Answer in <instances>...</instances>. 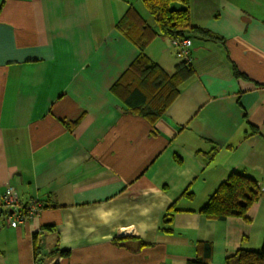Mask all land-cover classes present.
I'll list each match as a JSON object with an SVG mask.
<instances>
[{
  "label": "crops",
  "instance_id": "0c3cea01",
  "mask_svg": "<svg viewBox=\"0 0 264 264\" xmlns=\"http://www.w3.org/2000/svg\"><path fill=\"white\" fill-rule=\"evenodd\" d=\"M129 9L173 73L141 0H0V185L41 205L0 227V264H186L202 242L225 264L260 248L264 194L243 217L201 209L231 173L264 191V0H190L221 40L190 37L191 72L154 122L112 91L139 53L117 27Z\"/></svg>",
  "mask_w": 264,
  "mask_h": 264
},
{
  "label": "trees",
  "instance_id": "16d2710c",
  "mask_svg": "<svg viewBox=\"0 0 264 264\" xmlns=\"http://www.w3.org/2000/svg\"><path fill=\"white\" fill-rule=\"evenodd\" d=\"M154 23L165 37L183 38L197 36L204 39L221 40L214 32L194 26L191 22L190 0H141ZM178 3L179 8H172ZM118 30L137 47L139 53L126 71L116 81L112 91L121 95L128 107L154 122L177 96V86L190 74L191 65L179 60L173 73H168L145 54V49L156 32L135 12L129 9L118 23ZM236 77H245L232 64ZM264 194L253 179L240 173H231L209 197L201 209L209 219L224 220L229 216L243 217L248 208ZM50 229L49 227H46ZM37 233H33V239ZM121 244L119 240L114 241ZM61 256L66 251L59 253ZM212 247L207 242L198 244L193 260L186 264H209ZM225 264H264V237L258 250L238 249L225 258Z\"/></svg>",
  "mask_w": 264,
  "mask_h": 264
},
{
  "label": "built area",
  "instance_id": "2783aa9c",
  "mask_svg": "<svg viewBox=\"0 0 264 264\" xmlns=\"http://www.w3.org/2000/svg\"><path fill=\"white\" fill-rule=\"evenodd\" d=\"M171 46L175 56L186 63L191 62L190 37L172 38ZM0 227L17 228L27 219L36 217L41 209V205L36 199L23 202L12 185L3 183L0 185Z\"/></svg>",
  "mask_w": 264,
  "mask_h": 264
}]
</instances>
